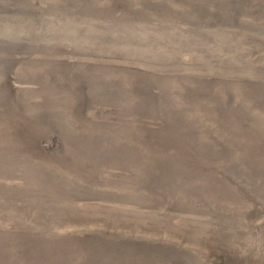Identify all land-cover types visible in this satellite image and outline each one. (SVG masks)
<instances>
[{
    "label": "rangeland",
    "instance_id": "rangeland-1",
    "mask_svg": "<svg viewBox=\"0 0 264 264\" xmlns=\"http://www.w3.org/2000/svg\"><path fill=\"white\" fill-rule=\"evenodd\" d=\"M0 264H264V0H0Z\"/></svg>",
    "mask_w": 264,
    "mask_h": 264
}]
</instances>
